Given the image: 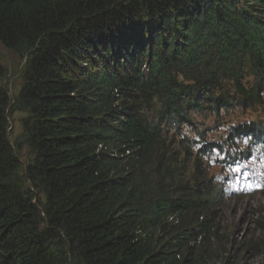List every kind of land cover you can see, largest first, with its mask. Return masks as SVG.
Returning <instances> with one entry per match:
<instances>
[{"label": "trees", "instance_id": "16d2710c", "mask_svg": "<svg viewBox=\"0 0 264 264\" xmlns=\"http://www.w3.org/2000/svg\"><path fill=\"white\" fill-rule=\"evenodd\" d=\"M0 47V264H233L203 162L264 170V0H0Z\"/></svg>", "mask_w": 264, "mask_h": 264}, {"label": "rangeland", "instance_id": "374dc122", "mask_svg": "<svg viewBox=\"0 0 264 264\" xmlns=\"http://www.w3.org/2000/svg\"><path fill=\"white\" fill-rule=\"evenodd\" d=\"M0 55L5 59L4 67L7 71V75L3 80V85L8 90V96L13 98L18 91L19 80L16 71L19 68L21 59L14 53L2 49L1 47ZM255 115L256 114L252 113V115L249 116L248 111L245 113L238 112L236 114L220 116L219 121L216 122L213 120V116L197 118L199 124H195V129H197V132L205 141H208L221 134L224 126L230 121H240ZM263 116L264 110L261 109L259 115L254 119L260 122ZM19 119L18 115H14V122H10L13 136L18 132ZM207 130H210V132L207 133ZM188 136H191V134H188ZM203 164L209 176L224 179L226 188L230 187V189H232V193L228 194L227 198L223 197L220 201L219 207L221 215L217 220V229L215 230L218 231L217 235L224 233V235L229 238L232 247H221L219 246V240L212 238L209 242V249L212 251H219L220 254L223 255L224 262L227 260L233 264H264V253H262L264 252V188L248 184L245 194L242 196H232L236 194L232 188V186L235 187L236 183H228L232 175L231 171L228 168H220L215 165L212 159H209L208 162H203ZM21 166L24 174L26 166L23 162H21ZM248 167L256 169L253 164L248 165ZM235 170L236 169H234V171ZM259 172L264 178V172L260 170ZM250 186H252L255 194L249 189ZM239 243H243V245L249 244L251 248L245 252H242L241 248L236 250L237 244ZM223 252H225V255ZM215 259L217 262L222 260L220 257H215Z\"/></svg>", "mask_w": 264, "mask_h": 264}, {"label": "bare ground", "instance_id": "6f19581e", "mask_svg": "<svg viewBox=\"0 0 264 264\" xmlns=\"http://www.w3.org/2000/svg\"><path fill=\"white\" fill-rule=\"evenodd\" d=\"M261 171L264 172V170H261ZM261 183H262V182H259L258 184H257V183H254V184H252V185H253V186H259V187L264 188V186H262ZM249 189L251 190V192H252L253 194H255L254 191H253V189H252V186H250ZM234 195H237V194H234ZM234 195H233V196H234Z\"/></svg>", "mask_w": 264, "mask_h": 264}]
</instances>
